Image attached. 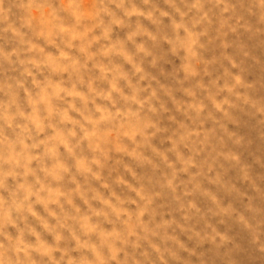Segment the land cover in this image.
I'll list each match as a JSON object with an SVG mask.
<instances>
[{"label": "rangeland", "instance_id": "1", "mask_svg": "<svg viewBox=\"0 0 264 264\" xmlns=\"http://www.w3.org/2000/svg\"><path fill=\"white\" fill-rule=\"evenodd\" d=\"M0 264H264V0H0Z\"/></svg>", "mask_w": 264, "mask_h": 264}]
</instances>
